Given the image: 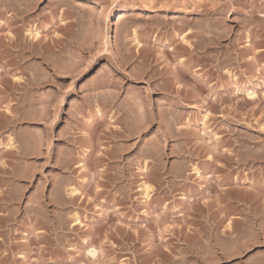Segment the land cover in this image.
<instances>
[{
  "label": "rangeland",
  "instance_id": "rangeland-1",
  "mask_svg": "<svg viewBox=\"0 0 264 264\" xmlns=\"http://www.w3.org/2000/svg\"><path fill=\"white\" fill-rule=\"evenodd\" d=\"M0 264H264V0H0Z\"/></svg>",
  "mask_w": 264,
  "mask_h": 264
},
{
  "label": "bare ground",
  "instance_id": "bare-ground-1",
  "mask_svg": "<svg viewBox=\"0 0 264 264\" xmlns=\"http://www.w3.org/2000/svg\"><path fill=\"white\" fill-rule=\"evenodd\" d=\"M215 7V6H214ZM25 11V10H24ZM122 16H119L118 17V19H117V21H120V20H122ZM126 18V17H125ZM208 30V29H207ZM30 31V30H29ZM29 33V32H28ZM31 33V32H30ZM132 33H133V31H132ZM37 35V34H36ZM133 35V34H132ZM136 35H134V36H132V37H135ZM16 37V36H15ZM35 37H37V36H35ZM35 37H33V38H35ZM137 38V37H136ZM134 39V38H133ZM132 39V40H133ZM182 39V38H181ZM216 39V38H215ZM15 40H16V38H15ZM55 41V40H54ZM128 41H130V40H128ZM134 41V40H133ZM31 42V41H30ZM131 42V41H130ZM183 42H184V40H183ZM186 42V41H185ZM126 44V43H125ZM185 44V43H184ZM139 45H140V43H139ZM136 46H137V44H136ZM18 47H20V46H18ZM137 48H139L138 46H137ZM22 49V48H21ZM122 49V48H121ZM183 49H185V50H183V52L185 53V51H188L189 52V50L191 51L193 48H192V45H190V44H188L187 43V45H185L184 46V48ZM33 50V49H32ZM138 50V49H137ZM170 50V49H169ZM193 51V50H192ZM155 54V53H154ZM22 56V55H21ZM162 56V55H161ZM66 57V56H65ZM23 58V57H22ZM133 59H134V57H133ZM167 60V59H166ZM182 64V63H181ZM76 68V67H75ZM105 68V67H104ZM213 69V68H212ZM173 71V70H172ZM172 73V72H171ZM100 74V73H99ZM171 77V76H170ZM15 78V77H14ZM20 78V77H19ZM18 78V79H19ZM24 78V77H23ZM150 78V77H149ZM148 78V79H149ZM172 79V78H171ZM229 79V78H228ZM17 81V79H15V82ZM19 81L20 80H18L17 81V83H19ZM37 81V80H36ZM91 81V80H90ZM167 83V82H166ZM11 84V83H10ZM168 86V85H167ZM187 88V87H186ZM168 90V89H167ZM169 91V90H168ZM167 93V92H166ZM249 96V95H248ZM250 97V96H249ZM252 97V96H251ZM250 97V98H251ZM9 109V108H8ZM11 116V115H10ZM204 116V115H203ZM209 117V116H208ZM205 119V116L203 117V120ZM202 120V121H203ZM169 130V129H168ZM9 141V140H8ZM9 145V144H8ZM14 146V145H13ZM218 146V145H217ZM156 150V149H155ZM209 151V150H208ZM150 153V152H149ZM220 154V153H219ZM218 164V163H217ZM217 164H216V166H217ZM142 172V171H141ZM196 172V171H195ZM196 175H198V177H199V173L198 172H196ZM197 177V176H196ZM200 178V177H199ZM140 186V185H139ZM144 188H143V191H144V198L147 200V199H149V197H150V195H149V189H151L150 187H147V186H143ZM142 189V188H141ZM76 192V190L74 191V189H70V192H69V195H71V196H74L75 194H77V193H75ZM196 193V192H195ZM218 204V203H217ZM74 217V222L72 223V225L71 226H76L78 223H79V221H78V217L77 216H73ZM85 252V251H84ZM86 253H87V255L90 257V258H94L96 255H97V252H96V250L95 249H92V248H88L87 250H86Z\"/></svg>",
  "mask_w": 264,
  "mask_h": 264
}]
</instances>
